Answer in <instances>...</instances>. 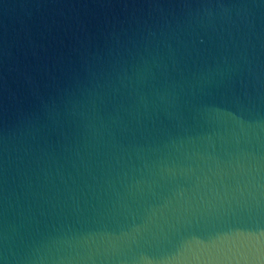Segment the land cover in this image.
I'll use <instances>...</instances> for the list:
<instances>
[{
	"label": "water",
	"instance_id": "95a60500",
	"mask_svg": "<svg viewBox=\"0 0 264 264\" xmlns=\"http://www.w3.org/2000/svg\"><path fill=\"white\" fill-rule=\"evenodd\" d=\"M0 264H264V0H0Z\"/></svg>",
	"mask_w": 264,
	"mask_h": 264
}]
</instances>
